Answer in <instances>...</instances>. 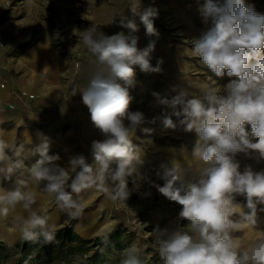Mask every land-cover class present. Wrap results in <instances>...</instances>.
Returning <instances> with one entry per match:
<instances>
[{
    "label": "clouds",
    "instance_id": "9594fccd",
    "mask_svg": "<svg viewBox=\"0 0 264 264\" xmlns=\"http://www.w3.org/2000/svg\"><path fill=\"white\" fill-rule=\"evenodd\" d=\"M130 7L146 34L157 36L153 19L158 10L148 7L138 12L139 0H133ZM200 13L208 28L192 41L187 54L198 58L216 78L235 79L222 87L216 79L214 84L186 81L187 87L199 89V96H190L187 87L170 99L157 94L162 115L152 120L141 111L129 110L133 98L119 81L131 86L134 66L146 73L162 71V60L155 67L150 63L155 41L139 49L135 35L105 36L93 25L74 30L78 42L95 58L90 79L80 93L104 139L92 142L91 163L79 155L63 168L57 163L60 156L49 154V139L42 137L32 149L39 159L27 167L26 178V165L20 158L23 146L10 147L0 139V217L18 206L26 213L18 225L23 241L42 239L50 244L56 239L55 225L38 209L41 196L53 197L67 215V224L82 214L83 192L96 189L114 203L126 204L131 195L128 178L135 177L136 190L141 183L149 185L143 196H150L155 187L181 206L175 226H157L150 232L163 264H264V236L247 246L234 237L246 227L258 229L257 205H264V171L249 167L242 173L234 160L237 153L264 158V15L246 7L244 0H205ZM121 23L132 33L138 31L134 21ZM157 120L165 130L181 127L196 136L187 167L173 161L171 167L161 165L156 171L162 186L138 173L141 150L133 142L137 130L151 134L153 130L144 125ZM4 181L10 186H3ZM234 194L244 195L246 205L235 203ZM184 220L189 222L187 228L179 223ZM121 264H142L140 249L134 245L125 249Z\"/></svg>",
    "mask_w": 264,
    "mask_h": 264
},
{
    "label": "rangeland",
    "instance_id": "374dc122",
    "mask_svg": "<svg viewBox=\"0 0 264 264\" xmlns=\"http://www.w3.org/2000/svg\"><path fill=\"white\" fill-rule=\"evenodd\" d=\"M139 2L138 12L148 7L158 10V16L153 19L157 36L146 34L139 15L131 10L133 0H0V94L4 89L6 92L3 99L0 98V139L7 141L10 147L23 146L20 158L26 165L25 178L27 167L39 159L38 154L33 155L32 149L42 137L49 139V154H58L60 160L57 163L63 168H68L70 159L79 155L91 163L92 142L104 139L91 121L90 111L80 93L90 79L95 58L78 42L74 30L93 25L105 36L135 35L139 49L155 41L150 63L155 67L162 60V71L146 73L134 66L131 86L119 81L128 87L133 98L129 110L143 112L148 120L162 115L161 107L156 104L157 94L170 99L178 94L179 89L187 87L186 81L214 84L216 79L222 87L235 79L216 78L198 58L187 54L193 47L192 41L208 28L200 13L205 0ZM244 4L264 15V0H244ZM122 21H134L138 31L132 33L122 26ZM23 54L24 57H34L28 61ZM187 91L190 96L200 95L194 86L187 87ZM42 93L48 100L38 103V95ZM173 120L178 123L177 118L173 117ZM144 127L153 131L145 134L137 130L134 138V144L141 150L142 163L137 165L138 173L151 177L162 186L163 181L156 179V171L161 165L171 167L173 161L187 167L196 136L181 127L165 130L160 120L154 124L146 123ZM247 130L250 132V126ZM251 139L255 142V138ZM234 160L239 163L242 173L249 167L254 172L264 171V158L256 153H237ZM3 186L9 187V182L4 181ZM128 189L131 195L126 204L114 203L96 189L83 192L82 214L55 228L64 225L83 238L120 229L124 247L114 250L103 264H121L124 250L133 245L140 249L142 264H163L150 232L157 226L163 228L177 222L181 206L170 202L155 187L150 189V196H143L149 191V185L141 183L136 190L135 177L128 178ZM41 199V204L45 203L42 212L57 207L53 197L43 195ZM234 202L244 206L246 197L234 194ZM257 208L259 230L246 227L242 232L234 233L242 246L264 236L261 231L264 230V212L259 211L264 205H257ZM84 213H95L96 224L106 226L96 231H79L77 223ZM21 216L25 215L15 211L7 217H0V243L5 246H0V264L17 259L14 244L20 236ZM179 223L185 228L189 224L186 220Z\"/></svg>",
    "mask_w": 264,
    "mask_h": 264
},
{
    "label": "trees",
    "instance_id": "16d2710c",
    "mask_svg": "<svg viewBox=\"0 0 264 264\" xmlns=\"http://www.w3.org/2000/svg\"><path fill=\"white\" fill-rule=\"evenodd\" d=\"M122 231H112L83 238L69 227L56 229V239L45 244L42 239L25 242L20 236L14 244L17 259L9 264H103L114 250L124 247L121 241ZM1 247H5L0 243Z\"/></svg>",
    "mask_w": 264,
    "mask_h": 264
},
{
    "label": "bare ground",
    "instance_id": "6f19581e",
    "mask_svg": "<svg viewBox=\"0 0 264 264\" xmlns=\"http://www.w3.org/2000/svg\"><path fill=\"white\" fill-rule=\"evenodd\" d=\"M142 95V92H141ZM42 198V196H41ZM40 198V200H42ZM43 199H47V197H44ZM40 200L38 201V209L41 211L43 205H45V203H43V205L41 204ZM43 201V200H42ZM16 213L20 214V215H26V213H24L19 206L16 209ZM42 215H47L49 217V223L53 224V225H58V224H63L65 223L66 220H68V217L66 214L61 213V211L59 210L58 207L48 211V212H42ZM95 213H84L82 215V217L80 218V220L77 223V229L81 232H89V231H96L98 230V228H104L106 226V224H96L95 222Z\"/></svg>",
    "mask_w": 264,
    "mask_h": 264
},
{
    "label": "crops",
    "instance_id": "0c3cea01",
    "mask_svg": "<svg viewBox=\"0 0 264 264\" xmlns=\"http://www.w3.org/2000/svg\"><path fill=\"white\" fill-rule=\"evenodd\" d=\"M42 51V50H41ZM41 51L38 53V54H41ZM36 56V55H35ZM24 59H26V60H30L31 58H33L34 56H31V57H24V54H23V56H22ZM1 79V78H0ZM6 90H8V89H6ZM5 89L4 90H2V92H1V94H0V98H2L3 99V96L5 95ZM6 97H8V94H7V96ZM5 97V98H6ZM48 100V97L45 95V94H39L38 95V99H37V102L38 103H41V102H46ZM38 143V142H37Z\"/></svg>",
    "mask_w": 264,
    "mask_h": 264
},
{
    "label": "built area",
    "instance_id": "2783aa9c",
    "mask_svg": "<svg viewBox=\"0 0 264 264\" xmlns=\"http://www.w3.org/2000/svg\"><path fill=\"white\" fill-rule=\"evenodd\" d=\"M29 96H30V97H32V95H31V94H30ZM9 107H10V108H12V107H13V105H12V104H10V105H9Z\"/></svg>",
    "mask_w": 264,
    "mask_h": 264
}]
</instances>
